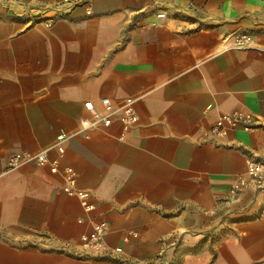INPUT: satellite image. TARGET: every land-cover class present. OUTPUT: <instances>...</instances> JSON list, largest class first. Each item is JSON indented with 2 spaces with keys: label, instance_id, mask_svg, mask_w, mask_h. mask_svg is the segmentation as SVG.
Segmentation results:
<instances>
[{
  "label": "crops",
  "instance_id": "crops-1",
  "mask_svg": "<svg viewBox=\"0 0 264 264\" xmlns=\"http://www.w3.org/2000/svg\"><path fill=\"white\" fill-rule=\"evenodd\" d=\"M49 1L0 0V264H264V191L230 192L264 159V0H91L53 19ZM244 32L248 47L227 39ZM104 96L137 98L123 140L117 122L77 133ZM234 110L254 127L211 138ZM60 132H76L60 162L91 192L88 214L49 164L5 170ZM102 220L120 251L81 257Z\"/></svg>",
  "mask_w": 264,
  "mask_h": 264
},
{
  "label": "built area",
  "instance_id": "built-area-1",
  "mask_svg": "<svg viewBox=\"0 0 264 264\" xmlns=\"http://www.w3.org/2000/svg\"><path fill=\"white\" fill-rule=\"evenodd\" d=\"M48 5L55 11V16L69 14L76 6H83L86 14L92 13L91 0H50ZM159 13L158 16H162ZM49 19V20H52ZM49 24V23H48ZM231 40L234 46L248 47L253 42V37L250 33H240L227 38ZM137 98L128 96L120 101H113L109 97L100 98L98 106L92 100L84 102V108L87 115L81 118V128L77 133L83 132L90 128L108 127L113 122L120 125V133L118 138L123 140L126 137L130 128L139 121V115L136 109ZM236 127H241L245 130H251L254 127V117L251 112L234 110L219 114L215 122L209 128L207 134L211 138L226 136L228 131ZM76 132L67 133L60 132L57 134L54 142L47 147L41 148L35 152L18 151L11 153L7 158L6 171L13 170L23 164L33 163L39 166L49 164L51 172H60L63 178V183L60 189L67 195L77 198L81 207L86 213H90L95 209V204L92 200V194L89 190L79 188L77 186V172L69 166H61L60 157L65 152V142L69 140ZM54 150L58 157L51 159L50 152ZM253 185L257 190L264 191V159H259L254 156H249L246 166V177L239 176L232 184L230 192L236 196L247 184ZM108 223L106 221H92L91 227L87 232L80 235L82 244L81 256H86L90 253L97 256H109L120 251V248L110 249L106 244V234L108 232ZM136 235L135 232H131ZM127 240V237L124 238ZM156 258V259H155ZM155 261L159 264H172L166 257L158 254ZM150 264V262H147ZM131 264H141L133 262ZM145 264V263H144Z\"/></svg>",
  "mask_w": 264,
  "mask_h": 264
},
{
  "label": "rangeland",
  "instance_id": "rangeland-1",
  "mask_svg": "<svg viewBox=\"0 0 264 264\" xmlns=\"http://www.w3.org/2000/svg\"><path fill=\"white\" fill-rule=\"evenodd\" d=\"M36 165V164H35ZM82 210H83V208H82ZM83 212L84 213H86L84 210H83ZM88 214V213H87ZM81 221V220H80ZM78 257H79V255H78ZM82 257V256H81ZM94 257H97V256H94ZM101 257V256H100ZM103 257V256H102ZM105 257H107V258H109L110 256H105ZM169 260V259H168ZM169 261H171V260H169ZM137 262H139V261H137ZM172 262V264H177L176 262H173V261H171Z\"/></svg>",
  "mask_w": 264,
  "mask_h": 264
}]
</instances>
